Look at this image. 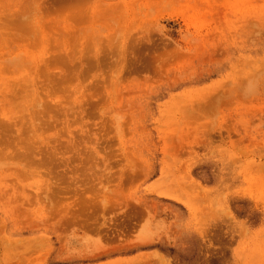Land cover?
I'll return each instance as SVG.
<instances>
[{
	"label": "rangeland",
	"instance_id": "1",
	"mask_svg": "<svg viewBox=\"0 0 264 264\" xmlns=\"http://www.w3.org/2000/svg\"><path fill=\"white\" fill-rule=\"evenodd\" d=\"M0 264H264V0H0Z\"/></svg>",
	"mask_w": 264,
	"mask_h": 264
}]
</instances>
